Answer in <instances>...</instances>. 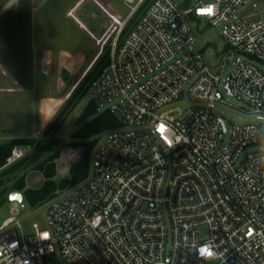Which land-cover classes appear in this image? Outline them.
Instances as JSON below:
<instances>
[{
	"label": "built area",
	"instance_id": "2783aa9c",
	"mask_svg": "<svg viewBox=\"0 0 264 264\" xmlns=\"http://www.w3.org/2000/svg\"><path fill=\"white\" fill-rule=\"evenodd\" d=\"M143 1L123 0L128 16ZM187 1L153 0L111 42L89 94L118 125L95 146L90 173L50 201L44 224L26 230L17 219L26 204L12 202L0 224V264H264V127L227 130L212 111L225 103L223 81L264 119V73L241 57L264 62V19L252 11L256 0ZM209 4L214 16L197 14ZM190 15L218 28L231 51L221 67L197 45ZM128 16L113 13L105 40L92 37L103 48ZM160 122L182 137L174 148L157 134ZM24 153L14 146L6 164ZM204 243L216 257H199Z\"/></svg>",
	"mask_w": 264,
	"mask_h": 264
},
{
	"label": "rangeland",
	"instance_id": "374dc122",
	"mask_svg": "<svg viewBox=\"0 0 264 264\" xmlns=\"http://www.w3.org/2000/svg\"><path fill=\"white\" fill-rule=\"evenodd\" d=\"M9 1L0 0V66L16 79L21 78L20 76L24 78L28 75L26 72L36 74L40 50L45 46L63 47L72 51L85 50L89 60L96 53L97 45L93 41L92 34L85 31L82 23L88 25L94 32L98 31L96 26L103 25V32L98 39L105 40L104 35L110 29L109 16L115 13L121 18H126L129 11V7L123 0H14L6 5ZM256 2L257 8L252 9L249 5L244 9L246 12L252 9L264 19V0H256ZM135 12L128 16L126 23L131 21ZM135 21L133 20L132 24ZM191 22L197 34V45L201 47L204 56L212 66L221 67L231 51L220 37L218 28L208 24L203 18ZM112 32H109L104 46L110 47L114 39L117 44L120 43L125 35L122 36L119 33L116 36ZM241 57L250 60L264 73V62L248 56ZM52 66L51 81L54 83V90L50 97L48 94V97L41 99L39 111L34 105L36 102L32 104L27 98L30 93L25 91L18 97L20 98L18 107L11 108L8 111L9 115L1 118L0 125L8 124L9 127L7 126L6 130L0 129V138L23 137L34 140L31 145L24 146L25 153L19 160L6 164L0 169L1 175L8 167L14 164L21 166L22 161L31 160L27 166L1 175L5 181L3 186L6 190L14 186L21 177L24 178L21 190L38 188L44 182L47 176L45 171L48 169L53 171L52 179L58 182L53 198L77 184L72 182L74 173L70 169V164L82 159L85 140L73 138L72 133L84 124L78 121V116L86 102L90 100V86L77 105L66 111L64 106L69 95L86 73H83L85 65L71 73L57 61ZM229 70L228 65L223 68L222 79ZM219 92L225 103L218 102L219 106L213 107L212 111L223 118L227 130L233 124L248 122H257L264 127V119L251 114L248 104L228 94L223 81L219 86ZM105 132L106 130L95 136L97 137L96 145ZM224 136L227 138V133ZM93 150L88 156L87 175L92 169ZM23 198L26 208L20 211L17 219L23 223L25 229H30L34 221L44 224V213L53 198L35 206L28 203L26 196ZM11 205L12 201L7 198L0 203V224L10 215ZM46 264L61 263L55 257H50Z\"/></svg>",
	"mask_w": 264,
	"mask_h": 264
},
{
	"label": "trees",
	"instance_id": "16d2710c",
	"mask_svg": "<svg viewBox=\"0 0 264 264\" xmlns=\"http://www.w3.org/2000/svg\"><path fill=\"white\" fill-rule=\"evenodd\" d=\"M153 0H144L139 7L136 9V12L128 23L125 24L124 28L120 32L119 35H126L130 28L133 26L134 22L132 24L133 20H137L148 8V6L151 4ZM182 4L184 6H187L188 1L183 0ZM190 20H197L194 16H189ZM124 35V36H125ZM123 39V38H122ZM110 56V47L104 46L102 48V51L97 56L93 64L89 67V69L86 71L84 76L81 78L77 86L74 88L72 93L69 95L68 100L64 106V109L71 110L73 109L77 103L84 97L88 87L90 86L93 79L97 76V74L101 71V69L108 63ZM63 109V110H64ZM79 122H84L83 126L78 128L72 133V137L75 139H84L85 140V147H84V153L82 156V159L77 162H73L70 164V169L73 170V183H79L87 176V166H88V156L91 153V151L94 149L96 142H97V136L99 133L108 130L110 128L116 127L118 125V122L114 115L108 111V110H97L94 102L90 99L86 102L84 105V108L80 115L78 116ZM34 140L32 138H12L9 140H0V169L6 165L7 157L10 155L11 149L16 145L21 146H29ZM24 162V161H22ZM21 162V166L18 165H12L6 170H4L3 173H10L17 170L19 167L27 166L31 163V160L24 162V164ZM43 168V165L41 169ZM3 173L1 175H3ZM45 174H47L44 182L41 186L38 188H28L24 191L21 190V185H23L24 178H19L17 182L9 189L4 188V180L2 176L0 175V203L7 198V195L12 190H19L23 194V196H26V199L28 203L31 206L39 205L43 203L45 200L52 199L54 197V192L58 186V182L56 180L52 179L53 171L51 169H48V171H45Z\"/></svg>",
	"mask_w": 264,
	"mask_h": 264
},
{
	"label": "crops",
	"instance_id": "0c3cea01",
	"mask_svg": "<svg viewBox=\"0 0 264 264\" xmlns=\"http://www.w3.org/2000/svg\"><path fill=\"white\" fill-rule=\"evenodd\" d=\"M13 1L14 0H10L6 5L10 4ZM5 7L6 6H4V8ZM82 25L84 26L85 31L91 33L96 38H98L103 32V25L96 26L98 30L97 32L91 30V28L84 23H82ZM93 41L97 45V51L89 60L87 52L85 50L76 49L72 51L63 47H42L40 50V55L38 57V68L36 70V74H29L28 72H26V74L28 75L25 74L26 76L24 78L20 76L21 78L16 79L15 77L11 76L5 69H3L2 66H0V76L2 78L0 80V122H2L1 118H5L9 115L8 111L11 108L18 107V101H20V98L18 97L20 96V94H24L25 91H28V93H30L28 94L27 98L32 102V104L36 102L34 105L39 111L41 107V99H44V97H48V94L50 97L52 90H54V83L51 81V77L53 70L52 65L56 61L60 66H64L65 68H67V71H69L70 73L73 70L79 69L80 67L85 65L83 72L85 73L93 64L102 49L101 47H99L98 42H96L94 38ZM13 95L17 97H14ZM7 126L9 127L8 124L0 125V129L6 130ZM12 138L19 137H8L3 139L0 138V140H9Z\"/></svg>",
	"mask_w": 264,
	"mask_h": 264
},
{
	"label": "clouds",
	"instance_id": "9594fccd",
	"mask_svg": "<svg viewBox=\"0 0 264 264\" xmlns=\"http://www.w3.org/2000/svg\"><path fill=\"white\" fill-rule=\"evenodd\" d=\"M198 15H205V16H214L215 15V5L209 4L205 7L204 10L198 9L197 10ZM156 132L159 135V137L164 141V143L168 146V148H174L176 145H178L182 137H172L170 135V128L165 122H160L157 125ZM23 194L16 192V193H10L9 194V200L12 202H19L23 203ZM197 253L199 257L205 260L212 259L217 256V253L214 250V247L211 243H204L198 246Z\"/></svg>",
	"mask_w": 264,
	"mask_h": 264
},
{
	"label": "water",
	"instance_id": "95a60500",
	"mask_svg": "<svg viewBox=\"0 0 264 264\" xmlns=\"http://www.w3.org/2000/svg\"><path fill=\"white\" fill-rule=\"evenodd\" d=\"M16 192L21 193L19 190H12V191H10V192L8 193V195H7V199L9 200V194H10V193H16ZM9 201H10V200H9Z\"/></svg>",
	"mask_w": 264,
	"mask_h": 264
},
{
	"label": "snow or ice",
	"instance_id": "6c2138e0",
	"mask_svg": "<svg viewBox=\"0 0 264 264\" xmlns=\"http://www.w3.org/2000/svg\"><path fill=\"white\" fill-rule=\"evenodd\" d=\"M45 238H47V237L45 236Z\"/></svg>",
	"mask_w": 264,
	"mask_h": 264
}]
</instances>
